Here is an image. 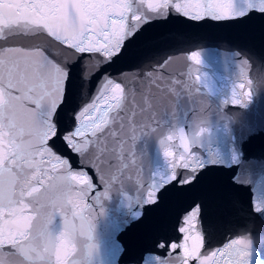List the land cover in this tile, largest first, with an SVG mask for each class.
I'll list each match as a JSON object with an SVG mask.
<instances>
[{
  "label": "snow or ice",
  "instance_id": "1",
  "mask_svg": "<svg viewBox=\"0 0 264 264\" xmlns=\"http://www.w3.org/2000/svg\"><path fill=\"white\" fill-rule=\"evenodd\" d=\"M170 14L264 21V0L239 6L238 0H0V264H97L96 221L112 191L134 190L138 223L211 166H228L225 156L193 151L209 132V98L216 95L209 75H200L201 52L185 56L192 62L186 72L169 71L171 55L150 67L101 72L126 57L145 24ZM237 56H243L239 82L220 100L218 116L264 90L257 79L264 77V56ZM76 95L80 103L73 105ZM181 114L191 121L190 134ZM148 135L159 138L168 167L146 179L137 142ZM72 156L81 170L73 169ZM231 161L238 163L235 152ZM88 170L104 187L91 196ZM201 210L197 201L183 210V240H158L155 247L167 255L153 254L155 264H252L250 235L201 251L203 236L193 232ZM106 251L114 257L116 248L109 244Z\"/></svg>",
  "mask_w": 264,
  "mask_h": 264
},
{
  "label": "water",
  "instance_id": "2",
  "mask_svg": "<svg viewBox=\"0 0 264 264\" xmlns=\"http://www.w3.org/2000/svg\"><path fill=\"white\" fill-rule=\"evenodd\" d=\"M239 3L240 0L238 6ZM128 49L125 58L104 65L101 72L105 68L115 73L144 65L150 67L169 55L174 57L169 71L186 72L192 62L185 56L191 51L201 52L203 68L200 75L205 72L209 75L216 95L209 98L212 101L207 113L209 132L193 146V151L200 154L213 151L218 156L227 157L229 163L228 166H211L192 188L170 195L164 205L151 208L138 223L135 220L134 190L126 186L112 191L102 201L103 213L96 221L97 234L102 238L97 264H142V257L143 264H155L153 254L167 255L155 247L156 242L160 239L183 240L184 234L179 232L183 225V210L196 201L201 203L202 210L194 222L193 232L195 234L198 230L203 236L202 252L222 247L228 240L250 235L253 241L252 264H264V211L255 210L257 205L264 207V90H254L246 106L229 105L225 109L226 117L216 113L220 100L230 94L235 81L239 82L237 64L243 56L238 57L237 53L264 56V21L258 18L244 22L192 21L170 14L166 19H154L145 24ZM99 75L97 73L87 89L89 94ZM257 79L264 84V77ZM78 103L80 97L76 95L73 105ZM180 123L190 134L188 126L191 121L181 114ZM174 143L178 146L179 141ZM172 150L180 149L175 147ZM137 152L146 179L167 170L168 161L157 136L141 137ZM233 152L238 157L237 164L231 161ZM71 163L74 170L84 167L75 156L71 157ZM88 175L95 185L90 196L96 191L102 192L104 187L95 170H88ZM109 244L116 248L114 257L106 251Z\"/></svg>",
  "mask_w": 264,
  "mask_h": 264
}]
</instances>
